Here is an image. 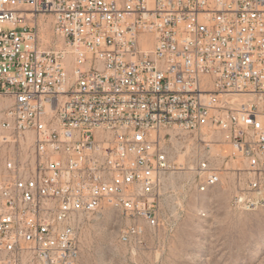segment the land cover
<instances>
[{"label":"built area","instance_id":"2783aa9c","mask_svg":"<svg viewBox=\"0 0 264 264\" xmlns=\"http://www.w3.org/2000/svg\"><path fill=\"white\" fill-rule=\"evenodd\" d=\"M0 97V264H79L106 209L133 250L173 230L170 131L197 189L231 170L233 207L264 208V0H0Z\"/></svg>","mask_w":264,"mask_h":264},{"label":"rangeland","instance_id":"374dc122","mask_svg":"<svg viewBox=\"0 0 264 264\" xmlns=\"http://www.w3.org/2000/svg\"><path fill=\"white\" fill-rule=\"evenodd\" d=\"M45 35L51 33L45 30ZM170 134L165 139L170 156L186 164V170L173 172L162 189L160 213L175 222L173 230H150L144 247L133 250L119 241L123 221L115 210L80 216L79 264H264V208L242 212L233 207L231 170L224 171L218 186L197 189L192 168L201 146L193 135ZM16 153L13 145L0 141V177L6 160Z\"/></svg>","mask_w":264,"mask_h":264},{"label":"bare ground","instance_id":"6f19581e","mask_svg":"<svg viewBox=\"0 0 264 264\" xmlns=\"http://www.w3.org/2000/svg\"><path fill=\"white\" fill-rule=\"evenodd\" d=\"M8 99L6 98H2L1 99V105H3L4 103H7ZM217 150V148H215V151Z\"/></svg>","mask_w":264,"mask_h":264}]
</instances>
